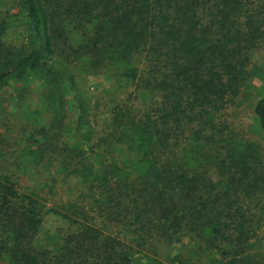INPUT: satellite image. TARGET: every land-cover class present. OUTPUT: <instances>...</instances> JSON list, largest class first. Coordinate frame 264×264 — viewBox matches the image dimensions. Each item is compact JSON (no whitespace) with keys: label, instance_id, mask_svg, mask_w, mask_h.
I'll return each mask as SVG.
<instances>
[{"label":"trees","instance_id":"16d2710c","mask_svg":"<svg viewBox=\"0 0 264 264\" xmlns=\"http://www.w3.org/2000/svg\"><path fill=\"white\" fill-rule=\"evenodd\" d=\"M261 49L264 0H0V91L24 118L0 172V264H154L183 240L205 264H264V145L226 113L257 90L264 140ZM96 73L148 94L116 101L101 133L81 81ZM66 180L77 196L54 201ZM50 213L65 226L44 232Z\"/></svg>","mask_w":264,"mask_h":264},{"label":"rangeland","instance_id":"374dc122","mask_svg":"<svg viewBox=\"0 0 264 264\" xmlns=\"http://www.w3.org/2000/svg\"><path fill=\"white\" fill-rule=\"evenodd\" d=\"M23 28L15 29L11 31L9 39L14 41H22ZM256 59L264 62V50L261 49L256 54ZM88 87H90L91 94L94 97L95 112V129L98 133H101L106 125V119L109 116V109L115 104L116 101L128 100L130 104L134 105L135 108H143L148 99V94L143 93L140 89L136 88L130 82L119 81L116 77L108 75L106 73H96L93 75H84L82 80ZM28 98L32 100L33 104L37 102L39 90L36 85L39 84L35 78H29ZM260 85V89L263 84L260 81H256ZM263 91V89H261ZM253 93L246 103L241 107H229L226 110L227 118H229L232 127L238 133H243L247 137L260 142L264 145V140L260 133L255 128V121L253 118V106L257 99V90H253ZM71 101V98L68 97ZM20 101V98H19ZM28 103V102H27ZM17 99V90L13 86L4 88L0 91V134L3 135L0 138V172L6 171L8 168L11 170L12 165H9L13 159L11 153L15 154L16 146H21V138L24 137L23 122L24 118L19 115ZM72 106V104H70ZM73 111V110H72ZM74 113V112H73ZM72 113V114H73ZM16 142V145H13ZM13 149H10V147ZM4 152L3 158L2 153ZM10 157V159H6ZM8 168H7V167ZM37 179H41L37 175ZM25 183V179H24ZM79 188L76 180L65 182L59 181L56 187L55 196L52 198L56 202H64L67 199H71L77 196ZM65 226V222L61 218L48 214L44 219L43 230L44 232H54L57 228ZM48 230V231H45ZM42 234H45L42 232ZM187 240H183L181 243L171 246L161 245L159 246L158 255L152 256L155 258L154 264H176L172 262V258L176 254H180L182 259L188 264H205L203 260H199L197 256H193L190 259L191 248L188 247Z\"/></svg>","mask_w":264,"mask_h":264}]
</instances>
